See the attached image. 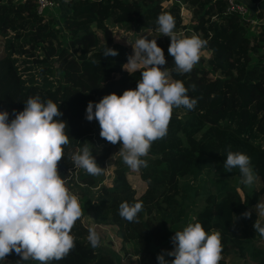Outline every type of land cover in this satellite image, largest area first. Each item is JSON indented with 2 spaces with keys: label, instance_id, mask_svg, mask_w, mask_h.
Returning <instances> with one entry per match:
<instances>
[{
  "label": "trees",
  "instance_id": "16d2710c",
  "mask_svg": "<svg viewBox=\"0 0 264 264\" xmlns=\"http://www.w3.org/2000/svg\"><path fill=\"white\" fill-rule=\"evenodd\" d=\"M36 1L0 0V34L6 39V53L0 57V110L8 111L10 121L14 111L23 110L24 101L38 94L44 101L56 102L63 113L60 119L68 124L65 131L70 143L58 167L69 190L78 196L83 215L71 230L75 248L63 260L49 264H119L116 251L102 244L91 247L88 227L82 221L88 212H93L96 224L114 225L123 249L131 245L140 263L156 260L157 249L172 250L175 231L190 222H201L209 233L216 230L221 234L219 264H228L227 257L235 255L264 264V246H255L257 240L250 239L244 219V224L236 220L264 199V23L252 31L250 21L225 11L227 0H172L166 6L161 0H67L69 10L58 23L55 17L38 13ZM161 12L174 17L175 30L183 28L186 36L193 33L207 40L203 49L210 54L201 56L191 72L179 74L168 54L170 42L157 40L168 61L165 67L172 78L184 82L197 104L192 110L174 108L166 137L152 143L144 157L147 167L138 169L146 189L136 196L127 177L130 168L121 157L115 164L112 185L107 186L102 184L104 172L89 175L76 169L68 156L87 143L105 169L113 146L101 138L98 121L86 119L87 105L107 94L122 95L126 89H135L141 78L139 70L134 74L124 70L133 52L128 43L132 41L118 36L112 25L133 22L137 36H142L158 29ZM258 13L262 16L264 9ZM106 47L119 54L105 57ZM18 60L27 63L23 66L26 73ZM55 70L59 79H55ZM229 149L250 157L260 181L258 187L245 190L243 198L227 180L241 178L238 169H224ZM213 163L221 167L219 174L225 178L217 190L201 194L199 184L185 179H196L212 169ZM96 186L98 190L92 192ZM198 197L204 198L201 207ZM123 201L142 202L136 221L119 215ZM18 260L13 252L0 264H17Z\"/></svg>",
  "mask_w": 264,
  "mask_h": 264
},
{
  "label": "clouds",
  "instance_id": "9594fccd",
  "mask_svg": "<svg viewBox=\"0 0 264 264\" xmlns=\"http://www.w3.org/2000/svg\"><path fill=\"white\" fill-rule=\"evenodd\" d=\"M67 2V0H66ZM160 35L170 37L168 54L173 58L175 71L186 74L192 71L201 58V49L207 40L199 36H185L175 31L174 17L161 12L157 21ZM149 35L128 43L133 52L128 55L124 70L130 74L141 71L135 89H126L122 95L113 92L98 102L89 101L86 119L96 120L100 136L112 145L121 144L117 154L132 170L147 167V157L154 141L166 137L174 108H195L197 99L190 98L184 82L172 78L165 67V52L157 39ZM105 57L117 56L118 50L106 47ZM195 85H192L193 91ZM22 111L9 113L0 110V261L13 252L20 257L17 264L38 261L49 264L66 258L75 248L71 234L75 222L83 215L76 194L67 187L60 175L59 162L69 145L67 121L52 99L42 100L37 94L29 97ZM68 158L76 169L89 175L104 172L85 143L70 152ZM224 169H238L241 183L252 187L258 179L250 157L228 150ZM141 201L119 205V215L136 221L142 211ZM258 217L264 216V202L255 206ZM251 218V210L241 214ZM257 234L264 237V226L258 218L253 225ZM87 240L93 249L101 244L95 226L88 228ZM170 251L158 254L159 264H219L222 259V238L216 230L206 231L201 222H190L171 238ZM174 257L171 261L165 256Z\"/></svg>",
  "mask_w": 264,
  "mask_h": 264
},
{
  "label": "rangeland",
  "instance_id": "374dc122",
  "mask_svg": "<svg viewBox=\"0 0 264 264\" xmlns=\"http://www.w3.org/2000/svg\"><path fill=\"white\" fill-rule=\"evenodd\" d=\"M54 1V5L52 6V8L50 9H45L43 12V15L45 16H53L57 19V22L60 23V21L63 22V15L69 10L68 7L66 6V0H53ZM170 2H172V0H161V3L163 5H167ZM256 13V12H255ZM251 16L254 18L255 14L251 13ZM190 16H188L187 14V18H189ZM250 18V16H249ZM114 31L116 32V34L120 37H123L124 40H131L132 42H135L138 38H141L145 35H149V39L151 38H155L157 40H161V41H166V42H170V37L166 36V35H160V33L158 32V30H154V31H149L147 33H145L142 36H137V27L136 24L133 22H128V23H121V24H116V25H112ZM255 26L251 27L252 31H255ZM175 31H177L178 33H183L186 36V29L180 28V29H176ZM194 34L191 33L190 36H193ZM5 36L0 34V57L5 55L6 50L4 47L5 44ZM209 51H206L205 49H201V56L207 57L209 56ZM18 57H22V56H18ZM18 64L19 66L22 68L23 72L26 73L28 70L24 69L23 66H26L27 63H25V65L22 64V62L20 60H18ZM55 67V66H54ZM35 69V68H34ZM54 75H55V79H59V72H57L56 70L54 71ZM113 149L112 152L105 164V169H104V179L102 184H105L107 186L112 185V181L114 178V168H115V164L118 162L119 160V156L115 153H117L121 147V144H116V145H112ZM212 169L205 171L202 175L198 176L196 179L190 177V178H186L185 180L188 181H193V183L195 184H199V193L201 194H205L207 193L208 190H212L215 191L217 190V187L219 186V183L221 181L222 178H225L224 176H221L219 174V170H220V166L213 163L212 164ZM74 174H75V170H74ZM130 183L132 184V186L134 187V190L136 192V196H140L141 194H143V192L146 189V182L144 180L141 179V177L139 176L138 170H132L130 169V171L128 172L127 175ZM227 180L229 181V184L231 185H235L236 189L238 191V193L241 195V197L243 198L244 196V192L245 190H250L251 187L245 186L244 184L241 183V178H239L238 176H232V177H228ZM260 184L259 179L256 180V182L254 183V185L252 187H258ZM145 185L144 189L143 186ZM69 186H73V190L76 192V187L72 184V182H69ZM98 190V186L93 187V191L92 192H96ZM71 191V190H70ZM72 192V191H71ZM197 203H198V207H201L203 205L204 202V198L203 197H198L197 198ZM95 202V201H94ZM258 202H264L263 198H260ZM258 202L251 206L247 211L251 210V218H244L243 216H241L240 218L236 217V220L240 223V224H244L242 222V220L244 219L247 223V229L250 233V239L252 240H257V243H255V246L261 247L262 245L264 246V237H260L255 228H254V224L256 222V220L259 218L260 222L262 224V226H264V216L262 217H258V213L255 209V206L258 204ZM197 207V208H198ZM193 212H195V210L193 209L190 213V217H193ZM93 214V212H92ZM94 216V214H93ZM85 217V215H84ZM83 217V223L85 225L88 224V219H90L91 221H93L92 216H90L89 218L87 217L86 220H84ZM87 223V224H86ZM91 226H95L98 233H100L102 240H101V244L102 246H106L107 248L116 251L119 256H120V261L119 264H145L143 262L140 263L139 259L135 256V252L134 249L132 248L131 245L127 246V253L126 251L123 249V244L121 241V238L117 235V229L114 225L111 224H105V225H98V224H93L92 222H90ZM87 227L89 228L90 226L87 225ZM162 253L160 250L157 249L156 251V260H150L147 261V264H159V261L157 260V256L158 254ZM228 260V264H253L252 261H250L249 259H243L240 258L238 256H228L227 257ZM33 264H39L38 261H32Z\"/></svg>",
  "mask_w": 264,
  "mask_h": 264
},
{
  "label": "built area",
  "instance_id": "2783aa9c",
  "mask_svg": "<svg viewBox=\"0 0 264 264\" xmlns=\"http://www.w3.org/2000/svg\"><path fill=\"white\" fill-rule=\"evenodd\" d=\"M37 11L43 14L45 9H50L54 5L53 0H37ZM225 11L229 13H235L240 18L249 20V13L247 6L240 0H227ZM252 21V20H251Z\"/></svg>",
  "mask_w": 264,
  "mask_h": 264
},
{
  "label": "crops",
  "instance_id": "0c3cea01",
  "mask_svg": "<svg viewBox=\"0 0 264 264\" xmlns=\"http://www.w3.org/2000/svg\"><path fill=\"white\" fill-rule=\"evenodd\" d=\"M242 1L248 8V17L250 16V23H251V27L255 26V31L257 30L258 26L260 24H263L264 23V13L262 16H260V14L258 13L259 9H264V1H259V2H253L251 0H240ZM256 12V13H255ZM251 13L252 14H255V17L253 18L251 16ZM252 20V21H251ZM249 21V20H248ZM145 185L143 186V189H144ZM92 216L93 218V221H91L90 219H88V226H91L90 222H92L93 224H96L95 221H94V216L92 214V212H88L85 217H84V220H86V218ZM136 257V256H134Z\"/></svg>",
  "mask_w": 264,
  "mask_h": 264
}]
</instances>
